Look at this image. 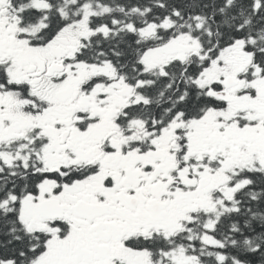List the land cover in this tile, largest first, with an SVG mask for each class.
Masks as SVG:
<instances>
[{"label":"snow or ice","instance_id":"6c2138e0","mask_svg":"<svg viewBox=\"0 0 264 264\" xmlns=\"http://www.w3.org/2000/svg\"><path fill=\"white\" fill-rule=\"evenodd\" d=\"M0 264H264V0H0Z\"/></svg>","mask_w":264,"mask_h":264}]
</instances>
